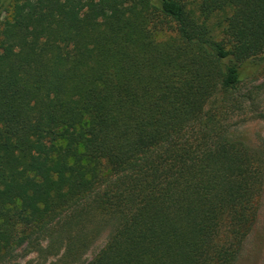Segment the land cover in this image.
Here are the masks:
<instances>
[{
    "label": "trees",
    "instance_id": "1",
    "mask_svg": "<svg viewBox=\"0 0 264 264\" xmlns=\"http://www.w3.org/2000/svg\"><path fill=\"white\" fill-rule=\"evenodd\" d=\"M188 4L0 0V264L46 240L78 264L108 227L88 264H237L264 144L214 103L264 55V0Z\"/></svg>",
    "mask_w": 264,
    "mask_h": 264
},
{
    "label": "rangeland",
    "instance_id": "2",
    "mask_svg": "<svg viewBox=\"0 0 264 264\" xmlns=\"http://www.w3.org/2000/svg\"><path fill=\"white\" fill-rule=\"evenodd\" d=\"M189 8L197 9L199 0H187ZM215 19V18H214ZM174 32L158 34V39H166ZM221 35V30L216 33ZM243 81L236 93L221 97L214 105L226 106L230 110V122L245 141L252 145L264 144V119L257 117L264 113V55L248 60ZM108 171V169H107ZM113 227H108L94 242L90 250L78 264H88L107 244ZM48 240L42 241L46 252L38 251L32 245L19 247L11 258L12 264H50L55 258L49 255ZM55 247L57 245H54ZM237 264H264V198L259 221L245 243L244 251Z\"/></svg>",
    "mask_w": 264,
    "mask_h": 264
}]
</instances>
